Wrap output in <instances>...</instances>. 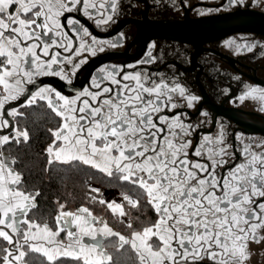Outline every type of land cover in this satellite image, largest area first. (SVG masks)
I'll return each instance as SVG.
<instances>
[{"label": "snow or ice", "instance_id": "snow-or-ice-1", "mask_svg": "<svg viewBox=\"0 0 264 264\" xmlns=\"http://www.w3.org/2000/svg\"><path fill=\"white\" fill-rule=\"evenodd\" d=\"M262 2L253 0V5ZM118 3L0 0V128L9 125L3 119L7 103L21 97H25L22 107L46 101L61 119L56 130L49 129L55 139L46 149L48 165L79 163L117 176L140 190L156 220L126 237L88 207L65 211L66 205L59 201L55 227L29 219L40 193L23 189V175L12 167L17 161L0 152V239L8 244L0 260L3 264H32L33 254H39L43 257L40 264L63 260L112 264L105 241L117 237V251L129 245L137 264H244L250 257L249 243L264 240L260 234L264 230V151L244 144L236 162L223 133L216 138L206 135L193 147L188 138L192 125L181 119L183 114L170 116L167 111L180 107L174 95L184 97L189 107L198 97L186 95L179 83L170 86L163 77L156 81L141 72L121 76L123 68L116 70L115 66L112 70L102 67L93 77L95 91L85 88L73 97L51 87L34 92L27 87L41 76L71 83L65 65L72 66L74 75L87 62L75 59L83 51L95 56L105 50V44L116 47L111 41L97 40L68 14L82 12L99 26L113 21ZM244 4L245 0H226L225 10ZM69 31L78 37V47ZM244 47L251 51L255 45ZM148 57L140 63L156 59L151 51ZM257 96L264 101V89L250 88L240 99ZM8 115L23 113L13 108ZM21 138L29 140L27 130L17 129L12 137L17 143ZM9 142V136H0V147ZM255 147L264 148V144ZM230 160L231 166L225 167ZM123 198L131 207H139V199L127 194ZM99 203L107 204L120 217L127 215L122 204ZM127 227L131 229L132 223Z\"/></svg>", "mask_w": 264, "mask_h": 264}, {"label": "flooded vegetation", "instance_id": "flooded-vegetation-1", "mask_svg": "<svg viewBox=\"0 0 264 264\" xmlns=\"http://www.w3.org/2000/svg\"><path fill=\"white\" fill-rule=\"evenodd\" d=\"M225 5L226 0H119L113 21L99 26L96 25L94 19H89L82 12L68 14L78 19L97 40L111 41L116 47L105 44V50L97 51L95 56L91 55L89 51H83L81 56L75 57V59L77 61L83 59L87 62L75 70L74 75H72V66L65 65L71 83L56 76H41L36 79V83L44 81L48 83L38 85L34 91L40 87H51L68 97L75 96L85 88L95 91L96 89L91 88L92 79L99 74L102 67H107L110 70L113 66L116 70L123 68V72H120L121 76L125 73L141 72L156 81L163 77L170 86L173 82L179 83L186 89V95L198 97L194 106L189 107L184 97L174 95V102L178 103L180 107L174 112L166 110L170 116L174 113L183 114L181 119L186 124L192 125V134L188 138L192 140L193 147L198 145L206 135L216 138L223 133L225 144L230 145L228 151L235 153L236 162L240 161L239 150L244 144L251 143L255 151H264V148L255 147L258 144H264V101L260 100L258 96L256 98L246 97L243 101L240 99L241 96H246L250 88L264 89V34L236 32L228 35L210 36L198 33L200 30H210L211 27L221 28L245 22L248 14L264 15V2L259 6H254L253 0H245L244 5H233L227 10H225ZM237 14L239 16H235ZM237 17L240 18L236 19ZM69 35L73 37L75 46L78 47L80 43L78 37L71 31H69ZM86 40L89 44L91 43L90 37ZM229 42H232L231 46ZM153 44L156 46L154 49L152 48ZM244 45H255V47L249 51ZM149 51L156 59L150 63H140L141 60L149 59ZM65 55L71 54L66 53ZM128 65H135V67H127ZM55 81L62 84L63 91L52 86V82ZM34 85L27 87L29 89ZM109 86L111 85L109 84ZM37 102L44 103L45 107L57 119V125L52 129L56 130L61 123L60 117L47 107L46 101ZM21 107L16 109L19 110ZM3 119L5 118L3 117ZM8 126L0 128V131L6 130ZM15 132L16 125L10 134L0 136H9L11 140L15 136ZM54 139L52 135L51 142L43 151L48 170L54 167L62 169L76 166L94 169L79 163L60 164L54 162L49 166L46 149ZM59 143L57 141V146ZM0 152L2 151L0 150ZM3 154L12 159L7 153ZM231 164L230 160L229 165L225 167L231 166ZM12 167L19 172L16 169V164ZM96 171L112 179L113 182L123 183L135 196L125 193L119 188L102 186L88 178L85 180L86 193L89 197L87 201L76 204L71 200L69 194L63 197L54 196L52 198L54 206L51 210L40 211L39 195L35 201L37 207L29 213L28 218L41 223L46 221L55 227L54 217L58 213L57 201H59L60 204L66 205L65 211H75L82 206L88 207L94 215L107 221L109 227L114 231L126 237H130L134 230H140L147 224L155 222L156 214L140 195L139 189L119 180L115 175L109 177L98 170ZM89 183L100 186L103 189L102 192H94L89 189ZM23 189L31 193L38 191H29L25 187ZM125 194L133 199H139V207L130 206L126 211L125 205L121 201V196L124 197ZM93 197L95 200L92 199ZM100 200L122 204L127 215L120 217L118 214H114L107 204L99 203ZM142 202L144 206H142ZM129 222L133 226L131 229L127 227ZM260 234L264 235V230H261ZM61 237H63V233ZM2 241L5 243L4 248L8 247L7 242ZM105 245L113 256L112 264H137L136 255L129 245H125L123 249L117 251V237L108 238ZM248 251L250 257L245 260L244 264H264V240L259 243L250 242ZM64 261L69 262L70 260Z\"/></svg>", "mask_w": 264, "mask_h": 264}, {"label": "trees", "instance_id": "trees-1", "mask_svg": "<svg viewBox=\"0 0 264 264\" xmlns=\"http://www.w3.org/2000/svg\"><path fill=\"white\" fill-rule=\"evenodd\" d=\"M23 115L15 116L16 130H27L29 140L20 139L17 143L11 139L9 143L1 147L3 153L15 159L16 169L23 175V187L29 191L40 192L39 210L49 211L54 206V196L63 197L67 194L72 201L82 203L88 200L85 180L90 178L102 186L119 188L125 193L135 196L130 189L121 182H113L112 179L100 174L89 167H56L47 169V161L43 154L44 149L52 140L53 129L57 125V119L45 107L44 103L37 102L31 106H23L19 109ZM64 191V192H63ZM144 206V203H141ZM5 243L0 239V256L4 253ZM36 257L32 264H40L43 257L33 254ZM0 264L3 261L0 260ZM59 264H74V262L60 261Z\"/></svg>", "mask_w": 264, "mask_h": 264}, {"label": "water", "instance_id": "water-1", "mask_svg": "<svg viewBox=\"0 0 264 264\" xmlns=\"http://www.w3.org/2000/svg\"><path fill=\"white\" fill-rule=\"evenodd\" d=\"M249 15V16H248ZM247 15V21L241 22L239 24H233L224 26L221 28L218 27H211L210 30H200L198 33L200 34H208L210 36H221V35H228L236 32H255V33H261L264 34V15L263 14H248ZM239 16V14L235 15ZM242 16V14H240ZM240 17H237L238 19ZM47 81V80H46ZM46 84L48 82H39L36 83L34 86L30 87V91H34L38 85ZM52 86L56 87L60 91H63L64 87H62V84L58 81L52 82ZM25 104V97H21V99L9 102L7 105H5V113L4 118L9 122V126L6 130L0 131V135H8L10 134L14 129V118L10 115H8V112L13 108H19L21 105ZM5 157H8L7 155Z\"/></svg>", "mask_w": 264, "mask_h": 264}, {"label": "built area", "instance_id": "built-area-1", "mask_svg": "<svg viewBox=\"0 0 264 264\" xmlns=\"http://www.w3.org/2000/svg\"><path fill=\"white\" fill-rule=\"evenodd\" d=\"M88 186H89V189H91V190H92V189H98L99 192H102V190H103L100 186H94V185H92L91 183H89ZM121 201H122V203L125 205V210L128 211L129 208H130V205L128 204L127 201L124 200L123 196H121Z\"/></svg>", "mask_w": 264, "mask_h": 264}, {"label": "rangeland", "instance_id": "rangeland-1", "mask_svg": "<svg viewBox=\"0 0 264 264\" xmlns=\"http://www.w3.org/2000/svg\"><path fill=\"white\" fill-rule=\"evenodd\" d=\"M111 196L113 195L112 193L110 194ZM119 196V195H118ZM120 199V198H119ZM118 200V199H117Z\"/></svg>", "mask_w": 264, "mask_h": 264}]
</instances>
